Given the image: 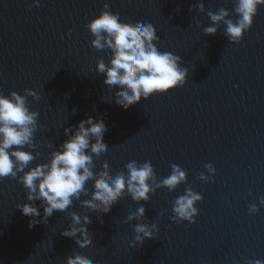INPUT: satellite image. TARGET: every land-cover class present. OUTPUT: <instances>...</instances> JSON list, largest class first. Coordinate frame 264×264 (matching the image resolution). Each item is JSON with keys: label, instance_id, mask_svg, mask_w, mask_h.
<instances>
[{"label": "water", "instance_id": "obj_1", "mask_svg": "<svg viewBox=\"0 0 264 264\" xmlns=\"http://www.w3.org/2000/svg\"><path fill=\"white\" fill-rule=\"evenodd\" d=\"M199 2L39 0L37 6L33 0H0V93H22L25 88L40 93L38 100L27 97L39 113L38 125H46L35 133V151L41 155L33 165L48 159L49 142L55 147L66 139L64 127L100 114L111 154L96 158V168L106 159L115 174L132 160L151 161L162 179L175 163L187 170V183L203 196L196 205V222L177 224L170 219L172 201L187 185L150 194L151 199L141 203L146 221L156 222L159 231L135 247L130 242L136 221L125 220L140 205L130 196L103 215L102 224L89 211L96 245L85 251L61 234L70 223L67 212L54 211L47 224L29 228L30 217L16 207L25 202L26 190L5 177L0 180V264H65L74 250L94 264L264 261V6L235 43L223 35V25L215 35L203 33L211 24L207 11L231 10L232 0H203L204 13L189 10ZM105 3L122 20L156 27L160 50L182 56L189 69L183 86L142 99L127 110L111 101L115 89L96 71L97 58L107 63L110 50L92 47L86 28ZM208 163L216 169L215 176L207 182L197 179L201 172L210 175ZM86 186L91 190L92 182ZM251 203L258 205L255 214L249 213ZM69 210L84 211L78 201Z\"/></svg>", "mask_w": 264, "mask_h": 264}, {"label": "clouds", "instance_id": "obj_2", "mask_svg": "<svg viewBox=\"0 0 264 264\" xmlns=\"http://www.w3.org/2000/svg\"><path fill=\"white\" fill-rule=\"evenodd\" d=\"M33 3L39 6V0H33ZM232 3L231 10L220 7L215 12L207 11L211 24L203 27L205 35L217 34L223 25L226 39L239 43L252 27L260 6H264V0H232ZM189 10L204 13L203 0L191 5ZM232 16L235 19L230 18ZM86 28L92 37V47L110 50L107 63L103 57L97 58L96 71L103 74V83L109 89H115L111 101L123 109L186 83L189 69L183 66V57L160 50V37L152 23L122 20L120 13L110 10L105 3L99 14L87 21ZM29 96L40 99V93L31 88H25L22 93L15 90L8 95L0 93V180L5 177L15 179L26 190L25 202L17 203L16 207L30 217L29 228L38 223L47 224L54 211L67 212L70 223L61 234L72 238L79 248L91 251L96 240L89 228L93 221L88 212L96 215L102 224L103 215L110 213L127 195L140 205L125 220V223L136 221L135 237L130 242L135 247L137 243L143 244L145 239L154 238L159 231L156 222L146 221V208L141 202H148L150 194L162 187L172 192L182 183L187 187L184 194L172 201L170 219L177 224L196 222L199 215L196 205L203 196L187 183V170L180 165L171 164V173L162 179L157 177L151 161L132 160L125 164V170L115 174L106 159L100 168H96V158L111 154V147L103 139L107 125L100 114L88 115L75 126L64 127L66 139L55 147L49 142L48 159L33 165L32 162L38 161L41 155L35 151L39 145L35 133L38 127L46 125H38L39 113L30 107ZM72 111L75 113L76 108ZM205 168L210 175L201 172L197 179L207 182L215 176L216 169L211 163ZM88 181L92 182L91 190L86 186ZM36 201L40 202L39 206ZM74 201L79 202L83 212L69 210ZM260 206H264V197L260 199ZM258 211L256 203L249 205L250 214ZM65 264H94V261L74 250L65 257ZM246 264H264V261L247 259Z\"/></svg>", "mask_w": 264, "mask_h": 264}]
</instances>
